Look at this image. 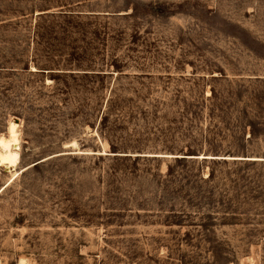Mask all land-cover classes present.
Wrapping results in <instances>:
<instances>
[{
  "label": "rangeland",
  "instance_id": "374dc122",
  "mask_svg": "<svg viewBox=\"0 0 264 264\" xmlns=\"http://www.w3.org/2000/svg\"><path fill=\"white\" fill-rule=\"evenodd\" d=\"M9 121L0 264H264V0H0Z\"/></svg>",
  "mask_w": 264,
  "mask_h": 264
},
{
  "label": "bare ground",
  "instance_id": "6f19581e",
  "mask_svg": "<svg viewBox=\"0 0 264 264\" xmlns=\"http://www.w3.org/2000/svg\"><path fill=\"white\" fill-rule=\"evenodd\" d=\"M18 126V123L9 121L6 134H0V166L14 169L19 161ZM22 169L23 168H21V170ZM17 172L18 171H15L14 173ZM21 264L24 263L21 261Z\"/></svg>",
  "mask_w": 264,
  "mask_h": 264
}]
</instances>
